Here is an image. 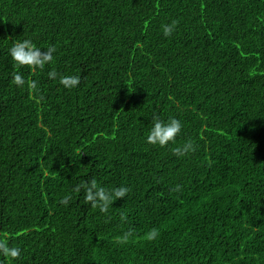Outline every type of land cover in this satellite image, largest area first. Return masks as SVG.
<instances>
[{
	"label": "trees",
	"instance_id": "1",
	"mask_svg": "<svg viewBox=\"0 0 264 264\" xmlns=\"http://www.w3.org/2000/svg\"><path fill=\"white\" fill-rule=\"evenodd\" d=\"M0 264H264V0H0Z\"/></svg>",
	"mask_w": 264,
	"mask_h": 264
},
{
	"label": "clouds",
	"instance_id": "2",
	"mask_svg": "<svg viewBox=\"0 0 264 264\" xmlns=\"http://www.w3.org/2000/svg\"><path fill=\"white\" fill-rule=\"evenodd\" d=\"M177 21H173L171 24L162 25L163 34L165 36L172 35ZM54 47H49L46 51H42V48L38 47L32 41L24 39L17 41L9 50L11 59L18 65H27L42 67L45 63L52 61ZM75 83V78H71ZM14 82L18 85L23 83L22 77L16 75ZM182 122L176 118H169L167 121L161 120L158 117H153L151 127L148 131L146 142L153 145H159L161 147L166 146L169 142H175L176 137L182 131ZM195 150V146L191 141L185 142L182 146L175 149L178 155H185ZM81 187L84 188L85 200L93 207L99 206L101 212H107L110 204L116 200L123 198L128 189L126 187L114 188L106 190L104 187L97 185V182L93 179L91 181L82 182ZM79 190V189H77ZM71 199L69 195H65L60 200L61 204H67ZM5 253L10 254L12 257L19 255L18 249L4 248Z\"/></svg>",
	"mask_w": 264,
	"mask_h": 264
}]
</instances>
